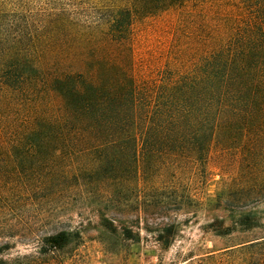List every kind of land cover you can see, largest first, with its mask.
<instances>
[{
    "label": "trees",
    "instance_id": "trees-1",
    "mask_svg": "<svg viewBox=\"0 0 264 264\" xmlns=\"http://www.w3.org/2000/svg\"><path fill=\"white\" fill-rule=\"evenodd\" d=\"M61 1L0 0V156L14 158L26 195L66 180L124 190L163 171L200 174L214 148L264 156V0H67L93 6L88 20ZM160 14L176 15L171 46L158 70L139 75L135 25ZM235 223L260 234L213 264H264V210ZM122 230L141 239L128 222ZM172 233L164 226L157 240L169 245ZM81 241L80 230L47 233L39 254Z\"/></svg>",
    "mask_w": 264,
    "mask_h": 264
},
{
    "label": "rangeland",
    "instance_id": "rangeland-1",
    "mask_svg": "<svg viewBox=\"0 0 264 264\" xmlns=\"http://www.w3.org/2000/svg\"><path fill=\"white\" fill-rule=\"evenodd\" d=\"M70 2L61 4L76 8V15L88 20L93 6ZM176 21L175 14H160L136 23L133 44L139 75L162 66L172 41L169 27ZM257 159L264 156L214 148L200 174L190 169L163 171L146 176L138 188L127 183L130 189L124 190L109 184L72 185L74 180H66L26 195L19 183L20 170H13L14 158L5 154L0 156V177L6 170L12 173L0 187V247L8 245L0 248V260L27 254L35 264H213L217 255L245 248L240 243L260 234L243 231L235 223L246 209L264 210V187L257 186L264 179V167L257 169ZM100 205L113 220L114 230L104 227ZM125 222L133 232H140L139 241L124 238ZM219 222L230 233L219 234L212 226ZM168 225L173 233L165 245L157 236ZM61 229L80 230L81 243L55 258L41 256L42 236Z\"/></svg>",
    "mask_w": 264,
    "mask_h": 264
}]
</instances>
